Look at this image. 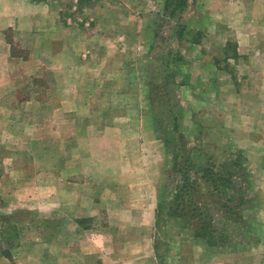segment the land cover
<instances>
[{"label": "rangeland", "instance_id": "374dc122", "mask_svg": "<svg viewBox=\"0 0 264 264\" xmlns=\"http://www.w3.org/2000/svg\"><path fill=\"white\" fill-rule=\"evenodd\" d=\"M40 1H45L47 4L45 13L38 8L29 11L24 4L22 12L24 16L40 14L36 16L38 19L41 18L40 31L25 33L11 28L7 33L12 45V54L23 59L29 57V61L19 65L23 74L18 77L20 81L16 80V90L21 88L25 90L14 92L11 100L16 103L17 100L22 99L21 103L25 105V99L33 94L34 87L37 88L36 80H39V87L42 90L50 87L49 90L41 92L39 97L43 95L44 99L48 97L54 99L56 91V80L53 77L54 52L61 49L62 45L66 46L64 50L68 53L74 52L71 46L75 42L76 48L74 46L73 48L81 58L79 70L87 80L83 72L87 61V64L94 68L90 71L94 72L95 82L99 84L94 87L89 99L94 102L105 101L108 94L100 90L106 82V78L103 79L101 66L103 60L112 58L110 63L112 68L122 66L119 68H123V72L116 77L120 78V86H126L121 87L120 92L111 91L109 94L116 99L120 98L121 102L127 100L126 107H115L114 111L122 112L130 109L133 113L134 99L142 92L140 97L143 105L145 103L144 119L148 123V128L157 134L160 148L163 149H161L160 169L156 172L158 207L152 236L149 239L145 236L142 240L153 243L158 264H218V259L220 263L222 259L229 263L231 258L238 256L237 254L250 250L264 233V139L261 132L257 135L252 134L250 138H244L242 131H232L231 125L226 121V114L223 111L218 112V77L223 78V76L217 73L211 78L200 79L196 76L200 69L198 68L196 72L192 68L194 65L186 62L181 52L184 39L192 41L199 36L204 37L200 31L188 33L186 27L183 37L178 39L181 28L176 24L187 26L185 22L189 21L191 7L171 20L164 8L165 0ZM198 16L196 13L195 19L198 20L200 17ZM45 37L46 39L43 40ZM55 38L59 40L55 41ZM232 47V45L229 47L230 57L234 56ZM37 48H41L40 53ZM206 49L218 50L212 41L207 42ZM119 51L125 52L127 56L120 58L122 56L118 54ZM38 53L42 59L41 63L39 58L31 57V54ZM219 61L226 67L233 65V61L228 58ZM214 64L218 67V58L214 60ZM183 68L196 74L192 81L186 80ZM30 71L36 73L33 75L29 73ZM230 73L223 81L229 79L234 81L238 78L234 69H230ZM239 76L243 75L239 74ZM215 78V82L212 81ZM114 79L112 82L119 80ZM135 85L138 86L137 89ZM36 93L34 91L37 97ZM224 93L227 96V103L234 102L236 97L231 98L233 91ZM80 96L83 97V93ZM244 97L246 98L244 101L247 102L246 95ZM149 101L152 106L146 103ZM237 101H239L238 97ZM49 102L51 103L45 105L46 109L43 108L45 111L42 113L35 111V107L29 106V111L25 107L11 108L8 111L9 114L16 116L15 133L18 131L20 135L18 138L17 134L14 135L17 141L15 144L10 142V146L19 148L15 150L19 152L16 156L19 160L25 156L20 154L24 149L40 147L42 142L54 141L60 133L71 129L69 126L71 120L63 118V131L58 132L56 127H59V123L53 111L54 102L51 100ZM89 108L92 109L91 106ZM246 111L248 108L244 106L242 115L246 116ZM98 113L100 114L101 111L95 112V115ZM30 114V118L25 117ZM261 120H263L262 116L259 115L255 125L261 127L263 125ZM247 125L251 127L253 124L247 123ZM22 127H27L26 131H23ZM37 136L41 138L40 143L34 141ZM165 139L169 141L167 147ZM175 157L177 163H174ZM235 157L240 158V163L247 170L246 180L251 185L250 191L252 190L247 205L240 208V221H237L233 215H226V209L222 206V197L212 194L204 184V180H200L201 189L196 200L202 210L214 221L218 232L226 235L220 240L216 239L217 245H210L205 239L196 238L191 228L183 227L179 219L170 216V205L175 188L181 180L180 171L186 169L191 162L195 165L192 171L200 175L210 160L219 163ZM5 170L6 163L0 155V261L2 257H6L11 261L7 264L14 262L15 264H55L57 257V252L54 250L55 240L60 238L62 244L71 242L77 244V247L81 243L101 246L107 242L122 241L121 236L110 235V231L115 227L109 223L110 213L101 206L96 215L82 219L64 217L62 211L56 209L53 204L46 206L41 212L38 209L24 210L22 207L6 209L8 208L6 198H11L13 190L20 188L9 187L1 181ZM241 179L245 180V177ZM1 183L4 185L2 186ZM8 190H10L9 194H7ZM76 222L87 228L80 231L75 229ZM56 230L60 231L62 236L56 238L54 234ZM127 237L133 242L142 238L140 235ZM100 249L101 247H98V251L94 254L102 263L109 254L107 251H99ZM6 251L11 254H6ZM34 252L35 258L42 259L41 262L34 258Z\"/></svg>", "mask_w": 264, "mask_h": 264}, {"label": "crops", "instance_id": "0c3cea01", "mask_svg": "<svg viewBox=\"0 0 264 264\" xmlns=\"http://www.w3.org/2000/svg\"><path fill=\"white\" fill-rule=\"evenodd\" d=\"M23 4L29 11L35 8L43 13L47 11L45 1L0 0V155L6 163V170L2 175L4 178L1 181L9 187L20 188L13 190L11 198H6V209L22 207L24 210L38 209L41 212L46 206L53 204L56 209L62 211L64 217L82 219L96 215L101 206L110 213L109 223L115 227L110 231V235L121 236L122 241L107 242L101 246L81 243L77 247V244L71 242L62 244V238L57 240V236L62 235L56 230L55 264H158L153 243L142 240L145 236L148 239L152 236L158 207L156 172L160 169L162 148L157 134L148 128L144 119L145 103L143 105L140 97L142 92L134 99L135 107L131 108L133 113L130 109L114 111L115 107H126L127 100L121 102L120 98L116 99L109 93L120 92L121 87L126 85L120 86V78L116 77L123 72V68H119L122 66L112 68V58L108 57L103 60L101 66L106 82L100 88L108 96L105 101H91L89 96L99 84L95 82L94 72L90 71L94 68L90 67L87 61L86 69L83 70L87 80L79 70L81 58L73 48L74 42L71 46L74 52L68 53L63 45L54 52V99H44L43 95L39 97L41 92L49 90L50 87L42 90L39 80H36L37 88L34 87V91L37 92V97L33 91V94L25 99V105L21 103L22 99L16 103L12 101L14 92L25 90H16V80L20 81L18 77L23 74L19 65L29 61V57L23 59L12 54V45L7 38L8 30L13 28L25 33H34L42 28L39 21L41 18H36L40 14L24 16ZM188 8L191 9L189 21L185 22L188 33L200 31L204 37L198 35L199 37L192 41H183L181 52L186 62L194 65L192 68L196 72L200 69L196 75L193 71L183 68L186 80L192 81L194 75L200 79L211 78L217 73L223 76L218 77V112L223 111L226 114V121L231 125L232 131H242L244 138L261 132L264 139V0H190ZM196 13L200 16L198 20L195 19ZM45 39L46 37L43 40ZM211 41L218 50L206 49L207 42ZM228 45L234 47V56H229V50L226 49ZM36 50L41 52V48ZM39 53L31 54V57L39 58L41 63ZM118 54L122 56L120 58L127 56L121 51ZM217 58L218 67L214 64ZM227 58L233 61L231 68L219 61ZM230 69H234L238 78L234 81H223L225 76L231 74ZM29 73L34 75L36 71ZM239 74L243 76L240 77ZM114 78L119 79L118 82H112ZM215 80L216 78L212 79L214 82ZM135 86L137 89L138 86ZM228 91H233L231 98L236 97L234 102L227 103L224 92ZM78 93H83V97ZM245 95L247 102L244 101ZM49 100L54 102L53 111L58 117V132L63 131V118L71 120V129L60 133L54 141L42 142L40 147L24 149L20 154L27 157L19 160L16 158L19 152L15 151L19 148L10 146V142L15 144L16 136L18 138L20 135L18 131L15 133L16 116L8 111L16 107H25L28 110L29 106L42 113L46 109L45 105L51 103ZM146 103L151 105V101ZM89 106L92 107L91 110ZM244 106L248 108L246 116L242 115ZM97 111L101 113L95 115ZM259 115L263 119L261 127L255 125ZM25 117L30 118L31 114ZM247 123L253 125L250 127ZM27 127H22L23 131H26ZM34 139L40 143V136ZM84 228L77 223L75 229L80 231ZM136 235H140L141 240L133 242L127 237ZM98 247H101L99 251H107L109 254L102 263L95 258L97 255L94 252L98 251ZM33 255L35 258V252ZM237 255L231 258L229 263L223 259L220 261L222 264H264V233L250 250ZM35 259L42 261L40 258ZM8 262L11 261L2 257L0 264ZM221 263L218 259V264Z\"/></svg>", "mask_w": 264, "mask_h": 264}, {"label": "trees", "instance_id": "16d2710c", "mask_svg": "<svg viewBox=\"0 0 264 264\" xmlns=\"http://www.w3.org/2000/svg\"><path fill=\"white\" fill-rule=\"evenodd\" d=\"M189 1L165 0L164 8L167 10L170 19L174 20L184 12L188 8ZM176 25L181 28L179 39L181 36L183 37L187 26L185 24ZM229 47L230 45L226 49L229 50ZM232 48L234 49V47ZM168 143L169 141L165 139L166 147ZM173 160L174 163H177V157ZM240 162V158L236 157L219 163L210 160L202 169L200 175L192 171L195 165L191 162L190 166L188 165L186 169L182 170V172L180 171L182 173L181 180L175 188L169 215L179 219L183 227L191 228L196 238L205 239L210 245H217L216 239L220 240L226 235L218 232L214 221L202 210L200 203L196 200L199 189H201L200 180H204V184L210 189L212 194L222 197V206L226 209V215H233L237 221H240V208L247 205L252 191H250L251 185L246 180L248 172ZM244 177L245 180H242L241 178ZM5 253L11 254L8 251Z\"/></svg>", "mask_w": 264, "mask_h": 264}]
</instances>
